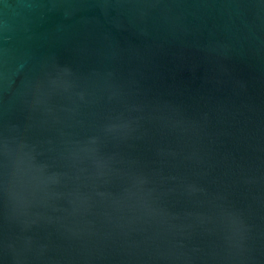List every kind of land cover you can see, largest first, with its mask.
<instances>
[{
  "label": "water",
  "instance_id": "1",
  "mask_svg": "<svg viewBox=\"0 0 264 264\" xmlns=\"http://www.w3.org/2000/svg\"><path fill=\"white\" fill-rule=\"evenodd\" d=\"M0 264H264V0H0Z\"/></svg>",
  "mask_w": 264,
  "mask_h": 264
}]
</instances>
